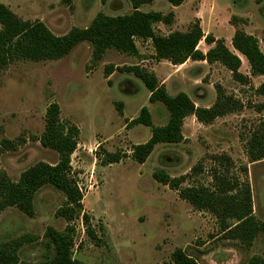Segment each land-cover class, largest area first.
I'll return each mask as SVG.
<instances>
[{
    "label": "rangeland",
    "instance_id": "1",
    "mask_svg": "<svg viewBox=\"0 0 264 264\" xmlns=\"http://www.w3.org/2000/svg\"><path fill=\"white\" fill-rule=\"evenodd\" d=\"M0 2L24 21L42 22L56 36L73 27H87L100 12L108 16L132 12L127 0H110L104 5L99 0H71L70 5L62 0ZM139 10L174 14L171 25L154 26L160 36L187 31L198 14L205 18L200 24L203 34L223 39L230 51L235 24L255 36L264 53V0H185L177 8L154 0ZM136 46L137 57L109 50L100 62L93 63L91 45L82 42L58 61H17L2 71L0 142H24L15 151L0 154V170L16 181L24 170L38 162L56 164L57 154L34 139L44 130L47 106L57 103L61 120L79 129L77 148L71 156V175L83 195V210L98 239L87 237L81 219L71 223L74 259L83 264H163L170 262L176 249L183 250L198 264H247L252 256H264V235H259L250 249L226 240L213 215L195 211L176 192L152 179L153 172L163 170L171 177L187 175L183 186L210 187L213 170L223 171L226 167V163L219 167L213 157L225 155L230 158V177L249 183L253 214L264 221V160L249 163L244 148L250 132L264 123V111L255 109L264 102L255 92L264 77H252L243 57L240 72L250 78L246 86L234 82L219 64L187 61L173 66L154 59L150 41L137 40ZM210 47L203 41L198 45L203 53ZM107 66L143 67L165 83L169 95L185 92L196 106L203 108L214 103L215 86L220 85L243 108L210 125L186 120L183 143L159 144L145 163L138 164L130 157L131 149L145 143L151 130L142 125L129 127L128 121L136 118L143 106L148 107L155 126L164 125L168 113L162 104L148 102V90L132 75L115 71L106 78ZM101 150L127 157L118 164L103 166L96 157ZM196 165L201 167L198 173L192 170ZM64 201L60 192L46 186L35 195L33 218L14 208L3 211L0 243L23 235L35 237L34 242L19 250L18 256L27 263L39 261L48 227L63 232L67 226L64 219L55 216Z\"/></svg>",
    "mask_w": 264,
    "mask_h": 264
},
{
    "label": "trees",
    "instance_id": "2",
    "mask_svg": "<svg viewBox=\"0 0 264 264\" xmlns=\"http://www.w3.org/2000/svg\"><path fill=\"white\" fill-rule=\"evenodd\" d=\"M70 5L71 0H62ZM106 4L110 0H99ZM132 12L120 16H108L97 13L85 28H71L62 36L54 35L40 21H24L0 2V73L17 61L46 62L58 61L68 56L82 42L92 47V62L103 59L104 54L113 50L129 56H139L137 40L150 41L157 62L167 61L173 66H180L187 61L206 62L208 65L219 64L230 74L234 82L241 86L250 83V78L240 72L243 57L252 77H264V53L260 49L259 40L243 29L234 26L231 39L233 51H230L223 39H215L212 35H204L200 24L195 21L185 32H171L166 36L157 35L156 24L171 25L174 21L172 12L164 15L160 12H142L141 6L150 5L154 0H127ZM171 7L181 6L185 0H163ZM234 20V19H233ZM204 42L211 46L205 53L198 49ZM264 44V36L261 39ZM239 55V56H238ZM115 71L129 74L139 80L149 92L150 104L160 103L168 113L167 122L155 126L148 107L143 106L136 118L128 121L127 126L142 125L150 128V138L143 144L134 145L131 159L143 164L153 152L155 146L178 145L185 141L182 134L183 122L193 116L202 125H210L216 119L236 113L243 105L234 97L227 95L220 85L215 86L216 99L208 108L197 107L183 92L171 96L153 72L140 66H122L105 68L106 78ZM257 95L264 98V81L255 89ZM121 108V105L118 104ZM257 112L264 111V102L255 107ZM79 129L76 125L60 118L57 103H50L44 115V130L35 138L41 147L55 152L58 156L56 164L38 162L24 170L16 181L0 170V215L3 211L14 208L28 218H33L35 195L49 186L60 192L64 204L57 209L55 216L67 223L63 232L48 227L44 234L41 259L27 263L21 261L19 250L25 244H31L35 237L23 235L0 243V264H83L73 258L74 228L70 225L81 219L85 233L90 240L98 241L90 224V217L83 210V195L71 175V156L77 148ZM24 141L14 142L3 139L0 142V154L15 151ZM249 163L264 160V123L252 130L244 143ZM97 160L103 166L120 163L127 156L120 152L109 153L101 150L96 153ZM219 164L226 163L223 171L213 170L212 185L183 186L187 175L171 177L163 170L153 172L152 179L171 191L178 198L187 202L195 211L209 212L216 219L219 233L224 239L237 242L245 249H250L259 235H264V221H259L253 214L252 195L248 182H240L229 175L230 158L213 157ZM195 173L201 171L196 165ZM244 171L247 173L246 169ZM100 231H103L100 228ZM163 264H198L183 250L176 249L170 256V262ZM247 264H264V256H252Z\"/></svg>",
    "mask_w": 264,
    "mask_h": 264
},
{
    "label": "crops",
    "instance_id": "3",
    "mask_svg": "<svg viewBox=\"0 0 264 264\" xmlns=\"http://www.w3.org/2000/svg\"><path fill=\"white\" fill-rule=\"evenodd\" d=\"M203 3V2H202ZM204 4V3H203ZM177 8V7H176ZM196 21H198L199 22V24H203L204 23V19L205 18H202L200 15H196ZM234 29V28H233ZM235 30V29H234ZM234 30H233V33H234ZM248 34V33H247ZM232 36H233V34H231ZM250 35H252V34H250ZM213 36V35H212ZM214 37V36H213ZM215 39H220V38H216V37H214ZM239 56V55H238ZM239 58H240V60H241V62H242V59H241V56H239ZM156 76V75H155ZM161 83V82H160ZM161 84H165L164 82L163 83H161ZM166 88V87H165ZM183 93H185V92H183ZM190 99H191V97L187 94V93H185ZM192 100V99H191ZM192 102L195 104V102L192 100ZM195 106H196V104H195ZM198 107V106H197ZM210 107V106H209ZM203 108V107H202ZM205 108H208V107H205ZM191 119H195L193 116H190V117H187L185 120H184V122H183V125H184V123L186 122V120H188V121H191ZM167 122V121H166ZM182 130H183V128H182ZM150 135H151V133H150ZM149 138H150V136H149ZM158 146V145H157ZM157 146H155V148L157 147Z\"/></svg>",
    "mask_w": 264,
    "mask_h": 264
}]
</instances>
